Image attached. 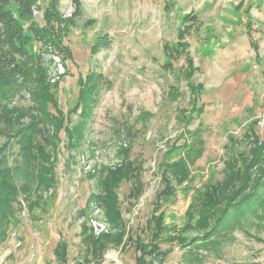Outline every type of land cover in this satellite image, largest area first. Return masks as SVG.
Here are the masks:
<instances>
[{
	"label": "rangeland",
	"instance_id": "rangeland-1",
	"mask_svg": "<svg viewBox=\"0 0 264 264\" xmlns=\"http://www.w3.org/2000/svg\"><path fill=\"white\" fill-rule=\"evenodd\" d=\"M48 8L7 5L44 76L0 94V185L18 196L0 264H58L59 242L65 264H264V219H222L264 204V0H58L66 60L36 37ZM177 163L188 177L169 194Z\"/></svg>",
	"mask_w": 264,
	"mask_h": 264
},
{
	"label": "trees",
	"instance_id": "trees-1",
	"mask_svg": "<svg viewBox=\"0 0 264 264\" xmlns=\"http://www.w3.org/2000/svg\"><path fill=\"white\" fill-rule=\"evenodd\" d=\"M9 0H0V29H3V32H0V94L2 95H9L15 93V90L11 86H20V81H23L22 85L26 81H42L41 78L44 76L42 71V61L41 59L30 53V51L27 50L26 43L29 41L27 39V36L25 35V29L26 27L23 24H20L14 16H12V12L10 9H7ZM18 3V14L19 18L25 19L31 18V15L33 13V9L38 4V0H16ZM48 4L50 8L46 9L44 20L46 22V26L40 31L36 32V37L38 41L46 43L48 46L49 44L52 45L56 49V53L61 55L64 60L70 59V50L68 47L64 45L63 39L65 36L64 34L67 33L65 30H58L56 28V24L58 25V15L57 12V6H58V0H48ZM72 23H68V26H70ZM67 26L68 32L70 28ZM62 27V26H61ZM63 28H65L63 26ZM31 30V29H30ZM35 34V32H34ZM18 42V43H17ZM2 45L7 46V50L1 49ZM10 51L13 55L18 56L20 58L19 64H16L14 57L12 54L8 53ZM35 65V66H34ZM16 68H19L18 70ZM22 75V77H21ZM21 77V78H20ZM3 80H8L4 81ZM13 83L8 88H6L7 85L1 84V83ZM18 89H21L18 87ZM185 116V115H184ZM188 122V119H187ZM199 135V136H198ZM198 139L201 142L200 139V133L198 131ZM33 144V143H32ZM182 147V146H180ZM187 148L186 146L183 147V149ZM185 151V150H182ZM186 151H189L186 149ZM193 152H197L196 150H192ZM21 152H23V155L26 156L24 158V163L31 167L32 164H36L38 167L42 166L43 173L41 175V180L44 182H48L49 178L46 174L45 166L47 162H45L43 159L39 162L35 160V155L30 154V148L21 149ZM44 162L42 165L41 163ZM40 168V169H41ZM182 168H184V165L181 163L174 164V166L168 167V170L171 175L165 176V183L169 185L167 189L170 192L174 191L173 187V181H177V183L182 182L184 179L188 177L187 171L185 170L184 173ZM172 177V179H171ZM167 179L173 180L171 183H167ZM2 185H0V191H2L3 195L0 194L2 197V200L0 202L1 208H0V240H4L6 238V230L8 228V225L10 224V220L13 219L14 211L11 207L16 200L18 201L17 194L13 193V189L11 187H4L1 188ZM4 190V191H3ZM95 199V198H94ZM94 199L92 201H94ZM97 202H99V206H103L105 208L107 214L112 217L116 218L118 214H120L118 206H116V200H114L112 197L104 198L100 197L99 199H96ZM258 195L253 196L252 198L246 199L243 203L234 205V207L229 209L226 212V216H223V220L226 222L229 220L230 214L232 211L235 213H244L245 215L253 214L256 216H259L260 218L264 219V204H260L257 202ZM18 203V202H17ZM258 205V206H257ZM257 206V207H256ZM260 209L261 212H259ZM121 227H118L115 231H117L116 239L114 241L116 242L115 245L122 246V243L124 242L123 233L121 231ZM106 234V233H105ZM109 236H112L111 234L102 235L100 238L92 241L93 251L98 252L99 255H102L104 253V250L106 249L107 245L110 244V242H113ZM94 238L88 237V240H92ZM86 241V242H87ZM213 241V240H211ZM127 242V241H126ZM131 242L136 245V251L139 253L138 262H142L141 254L144 255L147 251L144 250L143 245L139 244L138 241ZM146 249V246H145ZM149 252V251H148ZM88 255V254H87ZM86 255L82 263L80 264H90L91 259ZM55 256L56 261L58 264L62 263L65 264L68 259V252H67V245L64 242H59L58 246L55 250Z\"/></svg>",
	"mask_w": 264,
	"mask_h": 264
}]
</instances>
